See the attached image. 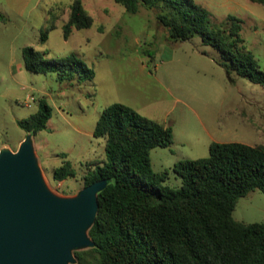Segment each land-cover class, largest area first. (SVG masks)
I'll return each mask as SVG.
<instances>
[{"label":"rangeland","instance_id":"1","mask_svg":"<svg viewBox=\"0 0 264 264\" xmlns=\"http://www.w3.org/2000/svg\"><path fill=\"white\" fill-rule=\"evenodd\" d=\"M92 17L88 28L64 38L72 0H0V150L15 152L26 132L18 121L46 98L52 114L46 128L31 134L45 185L60 197L84 187L90 164L105 157V139L93 131L102 110L121 103L172 129L169 146L150 152L151 168L178 189L173 168L181 160L209 156L212 142L264 146V86L228 72L221 53L199 35L173 42L144 7L130 13L114 0H81ZM214 23L228 14L241 19L246 49L264 69V7L249 0H194ZM46 59L75 55L95 72L93 79L59 81L55 72L25 67L24 48ZM21 140V141H22ZM21 143V142H20ZM20 145V144H19ZM66 154L76 172L57 188L53 171ZM245 225L264 223V193L249 192L232 213Z\"/></svg>","mask_w":264,"mask_h":264},{"label":"trees","instance_id":"2","mask_svg":"<svg viewBox=\"0 0 264 264\" xmlns=\"http://www.w3.org/2000/svg\"><path fill=\"white\" fill-rule=\"evenodd\" d=\"M114 1L130 13L140 7L152 11L173 42L199 35L203 44L220 51L228 72L264 86V69L246 49L238 17L228 14L214 23L194 0ZM249 1L264 7V0ZM92 24L82 1L72 0L64 38ZM23 53L28 70L55 72L59 81L81 83L95 76L75 55L46 59L31 47ZM51 114L42 97L38 110L17 123L26 135L35 134L47 127ZM93 136L105 139V157L90 164L84 187L100 180L107 185L97 194V215L88 229L94 246L74 250L70 264H264V223L245 225L232 217L239 198L257 189L264 193L263 145L212 142L209 156L175 164L182 180L175 189L164 184L165 174L152 170L150 159L152 149L171 144L170 127L113 103L102 110ZM60 157L62 164L53 171L56 182L76 176L66 154Z\"/></svg>","mask_w":264,"mask_h":264},{"label":"water","instance_id":"3","mask_svg":"<svg viewBox=\"0 0 264 264\" xmlns=\"http://www.w3.org/2000/svg\"><path fill=\"white\" fill-rule=\"evenodd\" d=\"M31 134L13 152L0 150V264H70L74 250L94 246L88 236L98 211L96 181L74 197L44 183Z\"/></svg>","mask_w":264,"mask_h":264},{"label":"built area","instance_id":"4","mask_svg":"<svg viewBox=\"0 0 264 264\" xmlns=\"http://www.w3.org/2000/svg\"><path fill=\"white\" fill-rule=\"evenodd\" d=\"M56 186H57V188L61 187L62 186V182L61 181L56 182Z\"/></svg>","mask_w":264,"mask_h":264},{"label":"crops","instance_id":"5","mask_svg":"<svg viewBox=\"0 0 264 264\" xmlns=\"http://www.w3.org/2000/svg\"><path fill=\"white\" fill-rule=\"evenodd\" d=\"M21 140H22V139H21ZM21 140L19 141V143H18L17 147L19 146V144H20Z\"/></svg>","mask_w":264,"mask_h":264}]
</instances>
